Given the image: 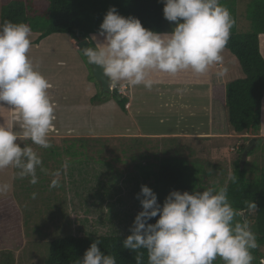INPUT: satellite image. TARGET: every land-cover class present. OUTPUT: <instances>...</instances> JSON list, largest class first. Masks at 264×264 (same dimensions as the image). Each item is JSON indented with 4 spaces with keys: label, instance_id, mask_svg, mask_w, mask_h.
Listing matches in <instances>:
<instances>
[{
    "label": "clouds",
    "instance_id": "1",
    "mask_svg": "<svg viewBox=\"0 0 264 264\" xmlns=\"http://www.w3.org/2000/svg\"><path fill=\"white\" fill-rule=\"evenodd\" d=\"M163 2L164 18L175 22L171 32L148 29L139 18L125 17L113 6L100 25L99 36L87 38L92 46L83 48V55L89 64L103 68L110 89L125 83L151 90L161 83L156 74L175 76L191 70L205 75L213 66L222 65L235 20L220 0ZM30 49L28 24H0V104L13 109L0 123V170L11 166L19 178L30 177L35 185L37 168L46 169L38 152L25 142L50 148L49 133L56 117L49 95L52 85L33 63ZM225 71H217V78H223ZM51 175L50 187H59L60 172ZM229 179L235 182L237 177L230 175ZM10 188L9 183H0V194ZM137 199L142 210L123 241V247L136 254V264H143L141 249L147 251L148 264H214L217 257L224 264H252L251 250L258 247L257 238L245 214L230 203L226 186L172 190L161 205L157 193L142 185ZM247 207L255 210L257 204L249 202ZM157 216L155 223L149 222ZM77 264H116V259L95 240Z\"/></svg>",
    "mask_w": 264,
    "mask_h": 264
},
{
    "label": "rangeland",
    "instance_id": "2",
    "mask_svg": "<svg viewBox=\"0 0 264 264\" xmlns=\"http://www.w3.org/2000/svg\"><path fill=\"white\" fill-rule=\"evenodd\" d=\"M11 1L0 0V20L3 8ZM250 1L220 0L229 12L235 14L238 31L248 32L253 29L247 18ZM174 26L175 22L167 20L163 33L171 32ZM222 56L225 69L229 70L228 81L244 76L237 58L228 49L223 50ZM212 68L215 69L216 65ZM208 73L197 75L186 70L175 76L164 74L168 78L179 79L186 75L206 78ZM92 81L98 89L102 88L96 81ZM226 84L218 89L220 98L227 97ZM222 104L220 101L215 106H210L207 99L186 95L175 98L170 118L150 121L148 130L177 135L180 139L174 143H162L163 140L158 138L161 140L159 145L153 143L158 145V149L150 150L152 155L145 158L134 156L140 149L130 147L133 142L125 134L132 133L127 128L109 125L86 132L109 136V141L105 142L108 147L105 146V152L101 154L103 161L107 159L109 162L99 161L101 156L96 152L98 148L96 153H89L92 155L89 160L70 163L67 159L64 173L59 171L60 186L57 188L50 187L54 178L51 174L57 171L56 167L49 166L48 173L45 172V191L38 184L27 187L28 181L22 182L24 178L13 181L17 173L10 167L0 170V183L11 185L7 193L0 194V264H48L52 241L72 234H131L137 212L142 210L137 194L142 185L149 184L143 173L158 168L159 158L164 151L200 161L205 171L200 191L207 187H224L233 172L235 160L240 153L243 152L244 155L245 151L247 153L243 157V163L251 167L249 177L264 175V140L258 142L252 131L243 134L235 132L228 124V112ZM111 113L114 114L113 111ZM156 113L157 111L154 112ZM107 114L109 115V111ZM62 133L64 131L59 130V134ZM95 145L96 143L91 144ZM52 201L56 202L55 208ZM257 249L259 253L253 255L252 264L264 261V246H258ZM216 260L217 264H224L221 258L217 257Z\"/></svg>",
    "mask_w": 264,
    "mask_h": 264
},
{
    "label": "trees",
    "instance_id": "3",
    "mask_svg": "<svg viewBox=\"0 0 264 264\" xmlns=\"http://www.w3.org/2000/svg\"><path fill=\"white\" fill-rule=\"evenodd\" d=\"M113 6L125 17L139 18L144 27L160 33L164 32L167 20L163 14V0H12L3 8L0 24L5 21L28 24L31 32L39 33L35 43L52 34H70L79 41L90 37L93 33H99L107 11ZM230 14L235 24L225 48L237 58L244 76L230 80L226 84L225 106L228 112V124L239 134L252 131L256 135V140L260 142L264 140L261 136L264 56L260 49L259 35L264 33V0L249 2L247 18L252 23V31H238L235 14L231 12ZM80 52L83 55L81 50ZM83 57L87 61L86 56ZM89 66L91 68L90 64ZM90 79L101 87L93 75L92 68ZM113 91L115 94L100 88L91 98V102L102 104L114 97L121 109L127 111L129 98L120 89ZM203 137L210 136L200 138ZM127 138L133 142L131 148L140 149L134 156L145 158L152 155L150 150L158 149L159 141L174 143L180 139V136L162 137L161 140L153 136ZM96 140L98 146L96 152L101 156L105 152L104 147H108L105 142H108L109 138ZM251 153L252 150L249 154ZM153 155L157 157L155 153ZM243 157L242 152L234 162L231 175H235L237 179L235 182L229 178L226 181L227 195L234 209L245 213V218L250 222L251 229L256 235L258 246H264V175L250 178L251 167L244 165ZM99 161L109 162L107 159L103 161L102 156ZM199 162L179 153L170 154L164 151L159 158L158 168L145 171L143 177L149 180L148 186L157 193L158 202L162 205L172 190L181 192L200 190L205 171ZM249 202H255L257 208L249 210L247 207ZM158 218V216L152 218L149 222L155 223ZM128 235L130 234L86 236L72 234L55 239L50 246L48 264H77L95 240L100 241L103 252L115 257L116 264H136L134 251L123 247V241ZM140 251L143 252V264H148L147 251L143 249ZM251 251L252 255L259 253L257 248ZM214 264H217V260Z\"/></svg>",
    "mask_w": 264,
    "mask_h": 264
},
{
    "label": "crops",
    "instance_id": "4",
    "mask_svg": "<svg viewBox=\"0 0 264 264\" xmlns=\"http://www.w3.org/2000/svg\"><path fill=\"white\" fill-rule=\"evenodd\" d=\"M93 34L99 36V33ZM69 35L52 34L35 43L39 33L31 32L29 56L52 85L49 95L55 105L56 119L53 122V129L49 133L52 145L50 148L33 145L30 140L25 143L31 145L38 152L43 161L42 167L46 171L51 166L56 167L57 171H61L63 174L67 159L70 163L83 159L89 160L92 156L89 153L95 152L98 148L96 139L109 138L105 135L86 133L95 131L97 127L111 125L127 128L132 134H125L126 137L153 136L161 139L170 136L165 133L149 131V122L154 119L163 121L170 118L174 108V99L180 96L207 99L210 106H215L222 101V106H225V96L220 98L217 93L218 89L224 87L228 82L229 70L225 69L226 66L223 63L216 65L215 69L212 68L206 78L186 75L177 79L168 78L164 73H159L155 78L161 83L154 85L151 90L143 85L128 86L123 92L129 98L127 111H123L114 98L102 104H93L91 98L99 92V89L90 79V66L80 52L78 40ZM259 40L261 53L264 56V33L259 35ZM221 69L226 70L225 75L223 78H217L216 72ZM184 106L186 107V104ZM12 111L13 109L9 106L0 104V123H3ZM107 111H109V115ZM112 111L114 114L111 113ZM155 111H157L156 114H154ZM263 126L264 97L262 101ZM59 130H63L64 133L59 134ZM261 135L264 137V129ZM92 143H96V145L91 146ZM10 168L14 173H17V169L11 166ZM46 171L37 168L38 183L36 184L44 191L46 190L44 187ZM21 180L14 175L13 181ZM23 181H28L27 187L31 185L30 177L24 178ZM52 205L55 208L56 202L52 201Z\"/></svg>",
    "mask_w": 264,
    "mask_h": 264
},
{
    "label": "water",
    "instance_id": "5",
    "mask_svg": "<svg viewBox=\"0 0 264 264\" xmlns=\"http://www.w3.org/2000/svg\"><path fill=\"white\" fill-rule=\"evenodd\" d=\"M78 46H79V49L82 51L83 48L89 47L91 46V44L87 38H83L78 41ZM91 68H92L93 75L95 76L96 80L101 84V87L103 88V90L107 92H111L112 88L111 89L109 88V78H107L104 75L103 68L97 65H91ZM113 93L115 94V92ZM246 153L247 152L245 151L244 156L246 155Z\"/></svg>",
    "mask_w": 264,
    "mask_h": 264
},
{
    "label": "built area",
    "instance_id": "6",
    "mask_svg": "<svg viewBox=\"0 0 264 264\" xmlns=\"http://www.w3.org/2000/svg\"><path fill=\"white\" fill-rule=\"evenodd\" d=\"M127 88H128L127 84L124 85L117 84L112 87V89H120L121 92H124Z\"/></svg>",
    "mask_w": 264,
    "mask_h": 264
}]
</instances>
